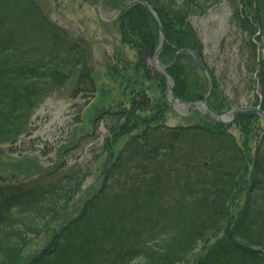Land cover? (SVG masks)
<instances>
[{
	"label": "trees",
	"instance_id": "16d2710c",
	"mask_svg": "<svg viewBox=\"0 0 264 264\" xmlns=\"http://www.w3.org/2000/svg\"><path fill=\"white\" fill-rule=\"evenodd\" d=\"M147 1L168 39L160 59L169 64L174 95L198 101L210 89L194 55H176L191 46L214 79L215 108L261 103L264 109V0ZM222 2L236 29L212 63L191 18ZM117 23L137 58L110 64L126 100L94 118L109 131L101 186L74 211L86 167L60 171L51 163L40 168L55 174L47 182L0 185V264H264V119L244 111L232 125L209 115L196 125L157 123L171 109L166 76L146 59L154 54L158 24L139 2L120 11ZM28 28L46 34L41 48L26 46ZM75 74L80 90L86 84L98 91L87 39L53 22L36 0H0V144L17 139L40 98ZM230 81L246 103L230 96ZM43 234L46 245L25 255Z\"/></svg>",
	"mask_w": 264,
	"mask_h": 264
},
{
	"label": "rangeland",
	"instance_id": "374dc122",
	"mask_svg": "<svg viewBox=\"0 0 264 264\" xmlns=\"http://www.w3.org/2000/svg\"><path fill=\"white\" fill-rule=\"evenodd\" d=\"M128 1L124 0L122 6ZM36 2L42 7L44 14L57 25L68 30L73 36L85 38L90 42L94 53V78L98 91L93 93L86 90V84L80 90L77 83L78 74H75L60 87L43 95L33 108L28 126L22 134L13 141L0 144V185H34L47 182L55 174L45 175V171L42 173L40 168L44 170L51 163L60 166V171L73 166L86 167V180L71 205V209L75 211L82 207L90 194L100 188L104 160L109 154L105 144L109 132L105 126L106 122L103 119L95 121L94 118L98 111L116 110L118 104L126 100L121 84L113 81L108 74L109 66L119 64L120 56H127L131 60H135L137 56L133 48L121 41L117 23L120 7L113 5L114 0H109L108 3L104 0ZM129 6L131 5H126L124 9ZM231 16V7L227 2H222L210 8L206 14L191 18L203 41L204 53L212 63L222 39L236 29L231 22ZM25 35L27 47L36 45L41 48L47 37L39 28H28ZM233 78L236 80L235 75ZM147 84L155 89L154 84ZM234 84L233 81L228 83V93L232 98L239 96L240 100L245 102L243 89H236ZM203 117V114L194 110L183 115L171 106L164 114L163 120L157 123H202ZM262 125L264 126V120ZM232 131L240 136L237 128L234 127ZM128 136L120 140L117 150L122 147ZM46 243L47 238L43 234L27 247L25 255L37 251ZM21 264H27V261L23 260ZM77 264L84 263L79 261Z\"/></svg>",
	"mask_w": 264,
	"mask_h": 264
},
{
	"label": "water",
	"instance_id": "95a60500",
	"mask_svg": "<svg viewBox=\"0 0 264 264\" xmlns=\"http://www.w3.org/2000/svg\"><path fill=\"white\" fill-rule=\"evenodd\" d=\"M140 2L142 3L146 8H148V10L151 12V14L154 16L158 27L160 29V37L158 38V46L156 49V52L153 54V56L151 58H149V63L155 67H157L159 70H161L166 76H167V82H168V89L166 92V96L167 99L176 106V108L180 111L181 109L178 108V106H181L183 109L187 110V111H191L192 109H198L200 110L202 113H210L214 119L219 120V121H223V122H228V123H232L235 118L236 115L238 114V112L240 111H255L257 113H259L261 116L264 117V110L261 108L260 105L255 106V105H251V106H235L231 109V111H229V113H220L218 110L214 109L212 107V105L209 103L208 98L212 92L213 89V79L210 75V72L207 68L206 65L202 64V68L203 70L206 72V74L208 75V77L210 78V82H211V88L210 91L208 92V94L205 96V98L201 101H197V102H193V101H187L181 97H177L173 95V86H174V80L173 78L168 74L167 71V65L163 64L160 59H159V55L161 53V51L164 48L165 42H166V33L164 30V27L160 21V18L158 16V14L156 13V11L148 4V2L146 0H129L126 5H130L133 2ZM125 5V6H126ZM183 51H187L190 52L192 54H194V56L198 59V54L192 50V49H180L178 50L176 53H180Z\"/></svg>",
	"mask_w": 264,
	"mask_h": 264
},
{
	"label": "bare ground",
	"instance_id": "6f19581e",
	"mask_svg": "<svg viewBox=\"0 0 264 264\" xmlns=\"http://www.w3.org/2000/svg\"><path fill=\"white\" fill-rule=\"evenodd\" d=\"M147 1V0H146ZM148 2V1H147ZM148 4L152 7V5L148 2ZM153 8V7H152ZM154 9V8H153ZM160 18V17H159ZM161 21V20H160ZM159 28V27H158ZM165 30V29H164ZM160 37V29H159V36H158V38ZM167 37H166V42H167ZM166 42H165V44H166ZM157 46H158V42L156 43V46H155V50H154V53L156 52V49H157ZM192 49V50H194L195 51V49L193 48V47H191V46H187V47H180L179 48V50L180 49ZM162 52V51H161ZM198 53V52H197ZM161 54V53H160ZM160 56V55H159ZM165 75V74H164ZM166 76V75H165ZM212 105V104H211ZM238 106V105H237ZM212 107L214 108V109H216V110H218L217 108H215L213 105H212ZM178 108H181V106H178ZM219 111V110H218ZM240 112H244V111H240ZM240 112H238V114L240 113ZM255 112V111H254ZM199 114V113H198ZM197 123H188V124H185V125H196Z\"/></svg>",
	"mask_w": 264,
	"mask_h": 264
}]
</instances>
